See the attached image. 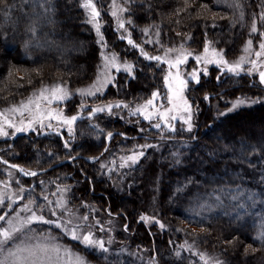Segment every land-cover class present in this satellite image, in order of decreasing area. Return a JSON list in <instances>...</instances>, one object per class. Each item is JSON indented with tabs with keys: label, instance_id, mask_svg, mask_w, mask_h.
<instances>
[{
	"label": "trees",
	"instance_id": "obj_1",
	"mask_svg": "<svg viewBox=\"0 0 264 264\" xmlns=\"http://www.w3.org/2000/svg\"><path fill=\"white\" fill-rule=\"evenodd\" d=\"M128 1L133 32L143 25L156 24L166 44L183 42L199 50L209 40L227 57L238 53L252 19L258 17L262 7V0ZM97 3L107 48L136 64L133 77L119 73L100 99L120 101L126 108V104L147 98L159 80L151 77L153 63L138 58L117 38L103 1ZM98 59L95 35L79 0H0V106L24 98L44 81L59 79L73 87L85 84L92 79ZM156 72L159 76L160 71ZM245 79H201L189 89L188 97L199 101L204 109L190 135L181 132L139 138L181 143L191 151L185 166L167 171L159 190L162 208L158 211L160 217L171 221L172 237H192L200 245L218 250L227 264H264V102L220 118L208 116L213 99L264 96V86ZM137 133L109 113L77 121L70 148L64 144L65 133H17L12 139L0 140V168L10 167L5 161L28 172H39L60 162L45 172L29 175L15 169L18 184L26 189L23 199L36 201V210L43 204L37 198L43 193L39 180H49L50 187L54 182L68 186L71 205L83 210L84 206H95L103 214L115 215L122 228L116 235L126 240L128 233L130 247L140 248L141 243L149 246L155 264H200L184 256L176 257L165 236H157L139 220L140 204L134 200L139 194L138 177L100 168L103 156L121 153L126 143L134 141L128 136ZM2 177L5 176L0 173ZM193 198L195 209L184 210ZM3 207L4 203L0 205V215ZM177 219L200 230L191 231ZM245 245L256 253L244 252ZM81 249L89 259L97 261L96 252ZM124 255V259L122 255L116 258V263L131 264Z\"/></svg>",
	"mask_w": 264,
	"mask_h": 264
},
{
	"label": "rangeland",
	"instance_id": "obj_2",
	"mask_svg": "<svg viewBox=\"0 0 264 264\" xmlns=\"http://www.w3.org/2000/svg\"><path fill=\"white\" fill-rule=\"evenodd\" d=\"M98 1L79 0L99 51L92 79L74 87L59 79L44 81L24 98L0 106V140L12 139L17 133H65L64 144L70 148L77 121L103 113L120 117L138 133L128 136L134 141L126 143L121 153L108 152L103 156L100 168L138 177L139 194L134 200L140 204L139 220L157 236H165L164 240L176 257L184 256L200 264H227L218 250L200 245L192 237L185 234L176 239L172 237L171 221L160 217L158 211L161 206L159 190L164 177L167 171L171 173L186 165L191 157L189 146L139 137L194 132L204 109L199 101H191L188 92L201 79L214 78L219 82L225 77H245L244 81L264 86V0L258 17L252 19L248 35L233 57H227L209 40L199 50L191 49L183 42L166 44L156 24L143 25L135 33L128 16V0H100L113 21L117 38L123 40L138 58L153 63L160 71L159 76L155 69L151 73V77L158 78V87L143 101L126 104V108L120 101L100 99L119 73L133 77L136 64L133 59L119 57L107 48ZM258 102H264V96L213 99L208 116L209 119L220 118ZM244 124L250 125L249 121ZM110 139L111 135L108 136ZM135 169L138 170L132 172ZM33 172L21 169L24 175ZM0 173L5 176L0 179V205L4 203L0 215V264H118L117 259L120 255L124 259V254L126 262L131 264H155L149 246L140 242V248L137 245L130 247L128 233L126 240L116 235L121 225L115 215L103 214L95 206L89 209L84 206L86 209L83 210L79 205H71L68 186L54 182L50 187L49 180H39L43 193L37 198L43 204L36 210L33 206L36 201L23 199L26 189L18 184L15 169L1 167ZM129 196L133 197L132 194ZM194 199L184 210L195 209ZM122 204L126 205L124 201ZM177 222L191 231L200 230L179 219ZM39 226L43 228L39 229ZM81 248L96 252L97 261L89 259ZM243 249L244 252H255L246 245Z\"/></svg>",
	"mask_w": 264,
	"mask_h": 264
},
{
	"label": "water",
	"instance_id": "obj_3",
	"mask_svg": "<svg viewBox=\"0 0 264 264\" xmlns=\"http://www.w3.org/2000/svg\"><path fill=\"white\" fill-rule=\"evenodd\" d=\"M3 163H5V164L11 166L12 168H14V169H16V170H18V171L20 172V167H19V166H17V165H13V164H8V163H6L5 161H3ZM59 164H61V163L59 162L58 164H54L53 166H50L49 168H46V169H44V170H42V171L35 172V173L45 172V171H47L48 169H50V168H52V167H54V166H56V165H59ZM35 173H33V174H35Z\"/></svg>",
	"mask_w": 264,
	"mask_h": 264
}]
</instances>
